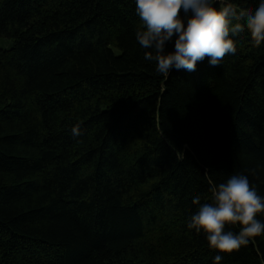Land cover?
<instances>
[{
	"label": "trees",
	"instance_id": "obj_1",
	"mask_svg": "<svg viewBox=\"0 0 264 264\" xmlns=\"http://www.w3.org/2000/svg\"><path fill=\"white\" fill-rule=\"evenodd\" d=\"M0 39V264H264V0H0Z\"/></svg>",
	"mask_w": 264,
	"mask_h": 264
},
{
	"label": "rangeland",
	"instance_id": "obj_2",
	"mask_svg": "<svg viewBox=\"0 0 264 264\" xmlns=\"http://www.w3.org/2000/svg\"><path fill=\"white\" fill-rule=\"evenodd\" d=\"M4 42H7V41H4V40L0 39V48H7V44L4 43ZM248 218H249V224L248 225L251 226L252 221H253V211L249 210Z\"/></svg>",
	"mask_w": 264,
	"mask_h": 264
}]
</instances>
